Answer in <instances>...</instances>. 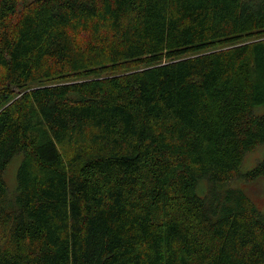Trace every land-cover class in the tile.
Listing matches in <instances>:
<instances>
[{
  "label": "trees",
  "instance_id": "16d2710c",
  "mask_svg": "<svg viewBox=\"0 0 264 264\" xmlns=\"http://www.w3.org/2000/svg\"><path fill=\"white\" fill-rule=\"evenodd\" d=\"M262 143L264 0H0V264H264Z\"/></svg>",
  "mask_w": 264,
  "mask_h": 264
},
{
  "label": "rangeland",
  "instance_id": "374dc122",
  "mask_svg": "<svg viewBox=\"0 0 264 264\" xmlns=\"http://www.w3.org/2000/svg\"><path fill=\"white\" fill-rule=\"evenodd\" d=\"M31 1V0H26ZM264 157V143L258 145L253 151L247 152L240 166V172L244 173L253 168ZM20 156H14L5 173V181L9 193L15 192L16 172L19 165ZM212 185L206 179H201L196 187V193L204 196ZM214 187L219 190L228 188H238L245 192L246 196L254 203L259 210H264V179L259 177L255 180H245L243 178L233 179L231 181L215 184Z\"/></svg>",
  "mask_w": 264,
  "mask_h": 264
}]
</instances>
